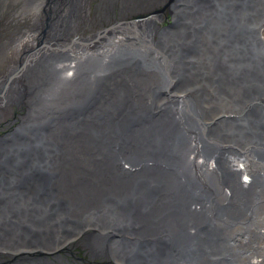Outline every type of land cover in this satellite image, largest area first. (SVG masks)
Wrapping results in <instances>:
<instances>
[{"label": "bare ground", "instance_id": "bare-ground-1", "mask_svg": "<svg viewBox=\"0 0 264 264\" xmlns=\"http://www.w3.org/2000/svg\"><path fill=\"white\" fill-rule=\"evenodd\" d=\"M180 3L171 5L172 19L163 28L154 13L105 28L100 44L80 41L87 0L20 3L19 13L33 17L30 32L10 37L0 49V126L16 109L24 112L21 125L0 138L1 241L18 243L15 251L58 245L69 234L62 230L92 220L117 226L145 212L146 228L161 221L174 234V256L158 252L169 264H204L202 239L215 252L230 253V264H264V182L256 181L264 179V168L229 147L233 142L223 133H229L228 119L202 128L223 106H211L203 95L189 102L171 97L225 75L221 61L233 52L227 35L211 41L214 32H222L225 21L232 29L243 16L257 22L264 0ZM248 29L237 47L251 53L243 62L252 64V77H264V55L255 51ZM227 70L234 90L231 85L247 74ZM8 215L19 217L24 229L5 223ZM150 254L134 260L161 264Z\"/></svg>", "mask_w": 264, "mask_h": 264}, {"label": "flooded vegetation", "instance_id": "flooded-vegetation-1", "mask_svg": "<svg viewBox=\"0 0 264 264\" xmlns=\"http://www.w3.org/2000/svg\"><path fill=\"white\" fill-rule=\"evenodd\" d=\"M15 1H17L16 4L13 3ZM22 1L23 0H20V1L14 0L13 2H11V5L15 7L14 10H12V16L13 17H17V14H19L18 8H19V5ZM93 1L94 0H87L88 11L90 10V7H92L91 5H92ZM165 1H166V3L165 2L161 3V5H160L161 7L158 6V3H157L156 9H154L152 12L153 14L155 13V15L160 17V20L156 24L157 28H160V29L163 28L164 26H166V25H164V26L161 25V24H163L162 22L164 21V16H163L164 13H160L161 10L167 8L170 12V7L172 4H175L174 5L175 7H177V5L181 4L180 0L179 1L178 0H176V1L175 0H165ZM228 4H230V3L225 2V6H226L225 16L228 13ZM95 9H97V7H95ZM100 10L101 9H99V11ZM105 14H107L109 16H113L112 19L106 18L104 20L105 23H107V24L114 22L119 16V15H117L116 11L112 10V9L110 12L106 11ZM99 15L101 17H103L104 12H103V14H99ZM169 16H171V17H169L168 20H167V18H165L167 20L166 21L167 24H169V22L172 19L171 13H169ZM85 17H86V21H87L86 27L90 28V20H91L90 17L91 16L86 15ZM243 17H239L238 19L235 18L232 21L231 26H232L233 30L226 28L227 26H229L227 21H225V25H227V26H225V28H224V30H222V32L221 31L220 32H218V31L214 32L215 29L213 30L214 35H213V38L211 39V41L213 39H218L222 35V33L227 35L228 40L226 42H228V44L230 45L231 51L233 53H236V54L230 53L229 56L225 55V59L223 61H221L223 67L226 68L225 75L222 73L221 75L220 74L217 75V77L215 76V78H213L212 80L209 79L208 83L210 85H212L211 86L212 91L214 90V94L217 95L213 98V100L209 99V102L211 103V106H223L224 111H226L228 114H231L234 116V118L232 117L230 120L228 119L229 121H227L228 123H227L225 130L228 129L229 133L223 132L224 135L226 137L230 138V140L233 142L232 146L229 144V147H231V148L234 147L235 150H238L240 155H242V158H245V160L247 162H249V163L251 162V164L253 163V164H256L258 166L260 165L259 166L260 168H264V125H263V123H264V101H263V104H260V108L258 109V111L257 110L252 111V112H248V111L244 112L243 111V107L245 108V105H247V103L252 100L249 96L247 97L248 93L245 90V87L247 86L248 92L250 91L252 82L256 81L258 83V81H259V86L263 90L261 93H263V94L260 98L258 96L257 99L259 98V100H261V99L264 100V77H260V78L252 77V75H253V72H252L253 68H251L252 64L250 65V64H247V62H243L244 58L251 56V53H249V51H247L246 48L244 49V51H241L237 47L238 40H243L246 37V27L247 26H249V28L253 27V25L259 23L264 17H260L257 20V22H254V23H247V22L241 20ZM8 22H10L9 19L7 21H5V24L7 25ZM117 22H115V24ZM13 26H14V23H13ZM7 28H8V26H6V29ZM6 32H7L6 34H3V36H0V40H1L0 41V49H1L2 45L6 44V42L10 39V37L24 36L26 33L30 32L29 24L26 25L25 28L16 30L14 32L13 31H11V32L6 31ZM7 34H9V36L5 37ZM83 37H86V36L84 35ZM232 37L237 41L234 42L233 40H231ZM93 38H96L95 35L92 36V38H90V39L86 38L85 41H83V38H82V39H80V41L83 43H89L90 41H92ZM260 41L261 40H259L257 38V36H255V40H254L255 48L254 49L258 53H261L262 55H264V48L262 47V44L260 43ZM45 46H47V44H42L41 48L45 47ZM217 57H218V55H217ZM256 60L257 59H254L253 61H256ZM211 62L213 63L214 61H211ZM195 64L197 65L196 60H195ZM228 67H230L231 72L234 75H240V74H243L244 72H246V74H247V77L245 79H242L240 81V84L234 83L231 85L232 87L236 88L234 90H231L227 86L228 78H229V71L227 70ZM217 79H219V82H217ZM218 83L222 84L221 86L223 87V93H221L222 88L220 86H218L219 85ZM226 94H227L228 98L225 96ZM221 95H223L222 97L225 98V100H223V98H221ZM256 96L257 95L252 96V97L255 98ZM243 101H245V102H243ZM237 107L240 108L241 109L240 111L243 113L238 111L239 109ZM23 114H24V112L22 110H17V109L13 112L12 119L8 120V123L3 124V126H0V138L5 136L6 134L10 133L13 130V128L16 127V125L20 124V122L24 116ZM242 114H243V116H242ZM236 116H237V118H236ZM246 116L247 117L249 116L248 119ZM67 118H69V116ZM253 119H254V121H253ZM253 123L255 124V126ZM247 125H249V126H247ZM256 126H258L259 128ZM231 131L233 134L231 133ZM233 131H235V133ZM252 131H254V132H252ZM236 132H238L240 134V142H236L232 139V138L236 137L235 136ZM260 132H262V133H260ZM257 135L260 137H257ZM52 136H54V135H52ZM254 136H256V138ZM35 137H38V136L35 134ZM239 143H241V144H239ZM210 160H212V158H210ZM263 180L264 179L259 178L256 181L258 182V184H259V182H260V184H262L264 182ZM146 217H148L147 213L142 212L139 214L126 216L125 219L117 226L102 227V225L100 223L92 220L90 224H88L86 226H82V228L78 227L76 229L67 228V229H64L62 231L60 230L61 232H67L69 234L65 238L61 239V241L58 245L50 244L47 247L42 246V247H37L34 249V250H40L41 249L44 251H50V252H46V253L44 252L47 255L46 258L42 257V258H44V260L46 262L42 261V259L39 260L37 258L36 259L30 258V260H28L29 261L28 263H31V264H51L52 261L47 260V259H53L54 260V258H57L58 256H61L63 258L64 255H66V256L71 257V259H70L72 261L71 264H102V263H99L98 260L104 259V258H107L105 260V264H159V263L154 262L153 259H151V260L147 259L144 262H138V260H134V259H137L138 257H141V258H145L147 256L153 257L150 253H152L154 255L158 254V256H159L160 253H158V252L161 249H166V253L173 254L172 256H174V253H173L174 247H172V244H171L172 243L171 241L174 239V234L170 230H168L169 228L159 225V224H161V221L158 222L157 226L154 227L153 229L146 228L145 227V221L142 219V218H146ZM127 232L129 233V235ZM124 233H125V235H124ZM130 235H132V236H130ZM71 236H72V238H71ZM72 239H76L78 241H76V240L72 241ZM84 239H86L88 242L87 243L88 250L85 249V247L81 246L82 242L86 243V241ZM97 239L98 240L100 239V242ZM155 247H157V248H155ZM119 252H120V255L122 254L121 256L119 255ZM87 253H89V256ZM94 259H96V260H94ZM160 259H161V261H160L161 264H166V263L169 264L168 262L171 260L165 256H161ZM22 261L23 260H20L16 263L17 264H25ZM128 262H130V263H128ZM171 262H172V260H171ZM0 264H3V255L2 254H0ZM178 264H186V263L179 262Z\"/></svg>", "mask_w": 264, "mask_h": 264}, {"label": "water", "instance_id": "water-1", "mask_svg": "<svg viewBox=\"0 0 264 264\" xmlns=\"http://www.w3.org/2000/svg\"><path fill=\"white\" fill-rule=\"evenodd\" d=\"M248 30H249L248 31L249 33L253 34L254 36H257V38L259 40H261L260 43L262 44V47L264 48V18L259 23L253 25V27H250ZM191 47H192L191 50L192 49L194 50L196 48V46L194 44H191ZM201 82H200L201 86L199 85V86H191L189 88H185L187 90L183 91L181 93V95L172 94L171 97H175V99L185 98L186 102H189L190 100H192V97H197L198 95L199 96L203 95L204 99L206 97L207 99L213 100V98L215 96H217V95L214 94V90L212 91V87H211L212 85H210L206 81V79H204V80L202 79ZM172 83L178 84L180 82H178V80H173ZM218 84H219L218 86H220L222 88V92L221 93H223V87L221 86L222 84L221 83H218ZM168 89L169 88H166V89L162 88L161 92L162 93H167ZM245 90L248 93L247 97L249 96L252 100L251 101L248 100L249 102L247 103V105H245V108L243 109V111L244 112L245 111L252 112V111L258 110L260 108V104H263V101H264L263 99H261L262 101H259V98L263 94V93H261L262 92V88L259 86V82L258 83L256 81L252 82L251 89H250L249 92L247 90V86L245 87ZM255 95H257V96L255 98H253L252 96H255ZM225 96L227 97V94ZM258 96H259V98L257 99ZM221 98H223V97L221 96ZM202 106L203 107L200 109V117H201L202 120H204L206 109H207L208 106H207L206 102H204ZM113 111L110 110L111 113H113ZM232 117L234 118L233 115L228 114L226 111L222 110L220 113L216 114V117H214L213 120H211L209 122L204 120L203 123H202V128L206 127V128L209 129L208 131H210V130H212L214 128V125H215L217 120L218 121L219 120H225V119H229L230 120ZM77 145H78V143H77ZM0 166H1V168H3L2 161L0 163ZM0 178H1V176H0ZM154 188L157 189V186H154L153 189ZM151 191H153V190H151ZM39 199H40V197H39ZM18 220L21 221L19 217L11 216V215H8L4 219V221H6L5 223H7V222H11V223L15 222L16 223L15 226H11L12 229H14V230H17L19 228L24 229V227H22L23 226L22 221H21V225L22 226H19ZM203 229H206V228L203 227ZM7 231H9V230H7ZM2 238H3V234H1V232H0V248L3 249V250H7V248L9 246H12V247H9V248H12V249H15L17 246H19L18 243L14 244V245H12V243H8V245H6V244H4L3 241H1ZM199 239H200V237H199ZM200 242H201L200 252L202 254L204 264H230V261H231L230 253H228L227 251L215 252L213 250L211 244L205 243L203 241V239ZM18 261H20V260H18ZM18 261L10 260L9 262H6V263L7 264H15ZM23 263H28V262H23Z\"/></svg>", "mask_w": 264, "mask_h": 264}, {"label": "rangeland", "instance_id": "rangeland-1", "mask_svg": "<svg viewBox=\"0 0 264 264\" xmlns=\"http://www.w3.org/2000/svg\"><path fill=\"white\" fill-rule=\"evenodd\" d=\"M13 1L14 0H0V36H3V33L5 31H8V32L13 31L14 32L16 30L25 28L26 25L30 24L31 19L33 18L32 16H30V13H28V14L19 13V14H17V17H13L12 16V10H14V8H15L14 6L11 5V2H13ZM114 2H116V4H114ZM14 3L16 4V2H14ZM93 3H96V5H98L97 6L98 10L96 9V11L94 12L95 22L99 23L100 21H102L103 19H106V18L112 19L113 16L108 15L109 17L108 16L107 17H101L99 15V14H103V12H106V11L110 12L112 9V10L116 11L117 15H119L117 18V20H118L117 23H120L119 21H121V23L125 24L127 22V20L131 21V20H135L137 18L141 19L143 17L148 16L149 14L151 16V14H153L152 13L153 10L156 9V7H157V3H158V6L161 5V0L160 1L159 0H94ZM165 3H166V1H165ZM263 8H264V5H263ZM99 9H101V10L99 11ZM237 11L235 12V14H237ZM160 13H164V21L162 22L163 24H161V25L162 26L167 25L166 21L168 20L169 17H171V16H169V13H170L169 10L167 8L162 9ZM165 18H167V20ZM8 19L11 22H8V24L6 25L5 21H7ZM13 23H14V26H13ZM101 23H104V22H101ZM6 26H8V28L9 27L10 28L6 29ZM84 26L85 25H82L80 27L83 28ZM81 28H80V30H81ZM7 36H9V34H7L5 37H7ZM9 43H10V41L6 42V44L3 45L4 46L3 49H6L9 45ZM0 62H1V60H0ZM0 71H1V69H0ZM3 74H4V71H3ZM10 74H8L7 77ZM84 240L86 241V243L82 242L81 246L85 247V249L88 250V246H87L88 242L86 239H84ZM8 243L6 244V242H5L4 244L8 245ZM9 247H12V246H9ZM9 247L7 248V250L12 249ZM16 249L17 248L12 249V250H16ZM87 254L89 256V253H87ZM20 258L23 260V262H29L28 260L31 257L28 256L26 258H23V257H20ZM20 258L14 259V260L17 261V260H20ZM37 259H39V260L42 259V261L46 262L44 260V258H41V259L37 258ZM70 259H71L70 256L64 255L63 258L61 256H58L57 258H54V260L53 259H47V260H51L52 261L51 264H55V263L56 264L57 263L58 264H71L72 261ZM96 259H94V260H96ZM106 259L107 258L99 259L98 262L105 264ZM3 264H7V263H3Z\"/></svg>", "mask_w": 264, "mask_h": 264}]
</instances>
